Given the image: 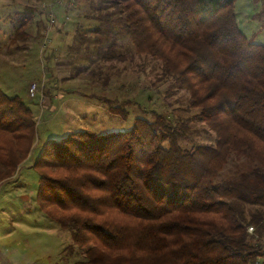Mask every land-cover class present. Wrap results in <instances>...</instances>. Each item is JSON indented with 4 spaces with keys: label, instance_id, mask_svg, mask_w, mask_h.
<instances>
[{
    "label": "trees",
    "instance_id": "1",
    "mask_svg": "<svg viewBox=\"0 0 264 264\" xmlns=\"http://www.w3.org/2000/svg\"><path fill=\"white\" fill-rule=\"evenodd\" d=\"M235 2L99 0L98 14L77 24L82 40L86 31L100 42L108 36L87 47L96 59L105 52L104 59L125 61L124 33L138 55L159 61V80L188 92L182 111L196 109L193 118L215 137L184 148L190 119L138 104L143 115L127 130L47 139L33 165L37 203L85 249L82 264H252L260 253L247 227L264 236V45L241 31ZM34 11L20 12L14 41L27 39ZM44 56L52 80L53 50ZM54 88L45 99L54 100ZM106 100L112 114L128 116L124 106L132 100ZM35 113L0 87V183L29 157ZM244 153L257 168L221 178L230 158ZM247 204L260 207L248 216Z\"/></svg>",
    "mask_w": 264,
    "mask_h": 264
},
{
    "label": "rangeland",
    "instance_id": "2",
    "mask_svg": "<svg viewBox=\"0 0 264 264\" xmlns=\"http://www.w3.org/2000/svg\"><path fill=\"white\" fill-rule=\"evenodd\" d=\"M52 1L0 0V87L9 96H20L35 110L39 120L29 157L14 176L0 184V264H82L85 257V249L74 246L70 231L49 218L37 203L39 175L33 165L47 139H60L70 132L85 129L97 135L127 130L143 115L140 104L148 110L165 112L175 121L181 117L190 119L191 137L181 142L184 148L215 141L209 128L193 118L196 109L182 111L188 105V92L178 86L171 89V81H160L161 63L138 55L126 34L118 36L119 51L128 55L125 61L104 59L105 52L97 59L93 57L94 53L87 47L93 49L99 43L105 44L108 36L100 42L95 40L97 36L86 31L82 40L75 30L86 13L98 14L95 9L99 0H65L63 4L54 5L55 27L64 25V29L58 32L53 28L48 36L50 42L44 48L43 31L49 25V16L43 5ZM26 7L35 10V18L27 28L30 37L11 43L20 24V12ZM235 12L241 31L264 45V0H236ZM92 25L85 23L84 26L89 29ZM25 42L27 47L23 50ZM51 48L54 59L68 60L67 66H61L60 74L52 61L55 75L52 80L48 79L44 63V54ZM59 75L62 76L59 78ZM33 82L39 85L44 82L43 102L39 94L30 97L29 87ZM50 85L55 87L54 101L45 99ZM106 99H110L113 106H124L122 101L132 100V104L124 106L128 116L112 114ZM256 168V162L247 154L233 155L221 178L235 176L239 171L252 173ZM259 207L247 204V215Z\"/></svg>",
    "mask_w": 264,
    "mask_h": 264
},
{
    "label": "built area",
    "instance_id": "3",
    "mask_svg": "<svg viewBox=\"0 0 264 264\" xmlns=\"http://www.w3.org/2000/svg\"><path fill=\"white\" fill-rule=\"evenodd\" d=\"M65 0H53L52 2H50L49 4H44L43 6V10H46V12L48 13L49 16V25L47 27V29H45L44 31V35H45V41L43 42V47L45 48L49 42V34L52 31L53 28H55V24H56V18L53 12V6L54 5H60L63 4ZM44 51V50H43ZM45 86L44 82L42 83V85H39L38 82H33L31 83L30 87H29V94L31 98H35L37 97V95L39 94V96L41 97V102H43L44 99V94H43V87ZM37 124L39 123V120L35 117ZM247 239L248 241H251L255 244H259L260 245V253L256 256L254 262L252 264H264V236H261L258 232H257V228L255 225H249L247 227Z\"/></svg>",
    "mask_w": 264,
    "mask_h": 264
},
{
    "label": "crops",
    "instance_id": "4",
    "mask_svg": "<svg viewBox=\"0 0 264 264\" xmlns=\"http://www.w3.org/2000/svg\"><path fill=\"white\" fill-rule=\"evenodd\" d=\"M34 18H35V15H34ZM56 28V30L58 31V32H62L63 31V29H64V25H59V26H57V27H55ZM43 33H44V31H43ZM15 36V35H14ZM14 36L11 38V43H12V41L14 40ZM29 37H30V34H28V37H27V39H29ZM26 47H27V42H25L24 43V45L21 47L23 50H25L26 49ZM52 49V48H51ZM53 50V49H52ZM47 54L49 55V54H51V51H48L47 52ZM52 61H54L55 63V67H56V72L57 73H59L60 74V71H61V66H63L64 65V67L65 66H67L68 65V60H64V58H60V59H54V58H52ZM64 63H63V62ZM69 66H70V68L72 69L73 68V65L71 64V62H69ZM60 76H62V75H59L58 77L60 78ZM54 98V97H53ZM50 100V99H49ZM54 101V100H53ZM36 117V116H35ZM2 183V182H1ZM0 183V184H1Z\"/></svg>",
    "mask_w": 264,
    "mask_h": 264
}]
</instances>
